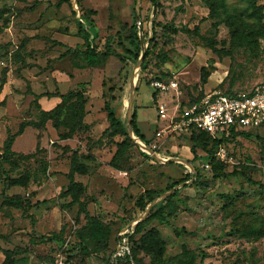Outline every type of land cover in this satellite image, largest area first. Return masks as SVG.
Here are the masks:
<instances>
[{
  "label": "rangeland",
  "instance_id": "1",
  "mask_svg": "<svg viewBox=\"0 0 264 264\" xmlns=\"http://www.w3.org/2000/svg\"><path fill=\"white\" fill-rule=\"evenodd\" d=\"M70 1L75 15L63 0H0V264L107 257L119 226L141 216L135 202L143 192L163 213L135 237L140 264H264V130L219 136L212 156L210 141L196 144L194 157L188 136L156 137L169 120L157 117L159 107L173 116L176 106L205 95L248 93L264 83V38L256 36L247 3L225 0L223 9L211 0V8L202 0H158L154 12L141 0L139 45L129 31L136 0ZM229 26L245 29L247 38L233 41ZM85 32L94 64L83 53ZM108 41L123 61L103 56ZM132 89L136 127L158 160L129 130ZM70 94L54 111L56 96ZM106 107L123 127L103 134ZM9 138L13 155L5 156ZM70 178L79 203L68 192ZM5 197L29 203L30 217ZM86 216L103 241L90 239Z\"/></svg>",
  "mask_w": 264,
  "mask_h": 264
},
{
  "label": "built area",
  "instance_id": "2",
  "mask_svg": "<svg viewBox=\"0 0 264 264\" xmlns=\"http://www.w3.org/2000/svg\"><path fill=\"white\" fill-rule=\"evenodd\" d=\"M153 87L160 92L166 89V86L159 82H155ZM157 117L161 121L169 119L167 127L157 132L156 137L158 138L163 132L169 135L189 137L195 131L215 139L228 134L231 130L235 132L261 131L264 130V83L255 86L248 93L227 96L214 92L205 95L188 107L180 109L176 106L173 116H168L165 110L159 107ZM140 144L144 146L143 142ZM138 218L117 232V242L108 264H120L130 255L129 236L133 233ZM98 259L90 257L81 261L57 255L51 264H103ZM130 264L134 263L131 261Z\"/></svg>",
  "mask_w": 264,
  "mask_h": 264
},
{
  "label": "trees",
  "instance_id": "3",
  "mask_svg": "<svg viewBox=\"0 0 264 264\" xmlns=\"http://www.w3.org/2000/svg\"><path fill=\"white\" fill-rule=\"evenodd\" d=\"M63 1L68 4L69 9L75 15L76 14L75 6L77 4L76 3L73 4L70 0H63ZM202 1L204 2V4L208 5L210 8L212 7V4H211V2L209 0H202ZM211 1L212 2L215 1L217 6H221V7H223V9H225V0H211ZM242 1H245L247 3L248 9H249V17H252L259 25V29L256 32V36H258L260 38H264V25L262 23V11L264 9V6L256 5V1L257 0H242ZM150 2H151V5L153 7V11L154 12H155V10L159 9L160 5L158 4V0H150ZM141 25H142L141 21H139V25H137L136 21L134 20L133 24H132V26H131V28L129 30L135 36V38H136L137 42L139 43V45H141V42H140V39H139V36H138L139 35V31L141 30ZM155 26H157V24H154V21L152 20L151 21V31H150L151 34H150V36H148V38H147V36L143 35V38H145L146 41H147V39L149 41H151L152 35H153V33H155ZM228 28L230 30V34H231V37H232L233 41L241 42V41H243V39L247 38V36H245V34L243 32V31H245V29L240 28V26H236L235 28H232L231 26H229ZM145 40H144V42H146ZM84 42H85V50H84L83 53H84L85 59L88 61V63L94 64L96 62V59H97V54L95 53V49L96 48L93 46L92 42L89 39V35L86 32L84 34ZM52 43L56 44L58 46H62L60 43H57V42H53L52 41ZM205 43L212 50V52L216 54V49L214 48V46H212L208 42V40H206ZM109 46H110V42L108 41L107 45H106L105 52L102 53L103 56L104 57L112 56V57H115V58L119 59L120 61H123V57L120 56L114 49H111ZM68 51L69 50H66V53ZM127 53H130V52H127ZM208 76H209L208 73L205 72L204 68H202L201 71H200V82L203 85L206 84ZM222 94L227 95V96H231V95H235L236 93H232V92L226 91V92H223ZM56 97L58 99H60V103L57 105V107L54 109V111H56L57 109L62 108L63 105L67 102L68 98L71 97V94L70 95H61V96H56ZM200 99L201 98L195 99L194 101H192V102L188 103L187 105H185V107H188L191 104H193L195 102H198ZM106 112H107V121L109 123V127L104 131L103 134H106L109 129L116 130L118 128H122L123 127V123L119 119H117L115 117L113 111L109 107H106ZM130 129H131L132 134L137 139H139L141 142H143L145 144L143 136L140 135V133H139L137 127H136V111H135L134 107H132ZM250 133H252V132H235V131L231 130L226 135L231 136V137H235V136H247L248 137L250 135ZM253 133H255V132H253ZM189 139H190L191 143L193 144V146L191 147L190 151H191L192 155H194V157H195L194 147H195L196 144H198L200 142L204 143L205 141H210L212 143V146H211V148H210V150L208 152V156H212L213 149H215V147L217 145H219V144H221L223 142V140H215L214 138H211V137L207 136L204 133L195 132V131H193L191 133V135L189 136ZM10 149H11V139L9 138L7 140V142H6L5 149H4V155L5 156H12L13 155V153L11 152ZM145 156L147 158L149 157L148 155H145ZM232 175H235V173L228 174L227 177L228 176H232ZM239 175L243 176L242 174H239ZM189 177H190V174H186L183 179H181V180H179L177 182H174L170 187L167 188V190L170 191L174 187H176L177 185L186 182L189 179ZM247 182L250 185H257L256 183L252 182L249 179H247ZM258 185H259V188L262 187V185H260V184H258ZM74 186L75 185L73 183V180L70 178L68 192H69V194H70V196L72 198V201L74 203H79L77 197L75 196V193L72 190V188ZM176 194H177V192L174 193V194H171L170 195L171 197L168 198L166 200V202L169 201L170 199H172L174 197V195H176ZM168 197H169V195H168ZM5 200L9 204H15V205L23 204V206H22V209H23L22 210V214L24 216H26V217H30V216H27L28 215V211L30 209V204L29 203L24 202L22 199H20L18 197H5ZM152 201H153V198H151L149 193L148 192H143V194H141V196L136 200L135 206L137 207V209L139 210L140 213H143L145 211V209L148 207V205ZM154 208H155V206H153L149 210L148 214L145 217V220H142L141 222H139V223H137L135 225L133 233L129 236L130 255L128 257L124 258L120 264H130L131 261L134 264H140L139 260L136 257V252H135V247H134V240H135V237L141 233V225H142L143 222L159 221L162 218L163 207L162 206H158V208L156 210H154ZM135 219H137V218H135ZM135 219H133V220H135ZM133 220H131V221H133ZM131 221L128 220L124 224L119 226L118 231L121 228H123V227L127 226L128 224H130ZM86 228H87L88 235H89L91 240H93L95 242H99V241H103L104 240L103 234L100 233L99 231H97V229L91 224V220L87 216H86ZM117 232H116V235H117ZM143 237H145V235H143L142 238ZM49 240L50 241H59L60 239L57 236H52L51 238H49ZM116 242H117V239H116V236H115V238L113 240V247H112L109 255L107 257H105V258L98 259L99 261H102L103 264H105V263L108 264V260H109V258L111 257V255L114 252ZM146 252L149 253L148 251H146Z\"/></svg>",
  "mask_w": 264,
  "mask_h": 264
},
{
  "label": "water",
  "instance_id": "4",
  "mask_svg": "<svg viewBox=\"0 0 264 264\" xmlns=\"http://www.w3.org/2000/svg\"><path fill=\"white\" fill-rule=\"evenodd\" d=\"M140 1L141 0H136V3H135V21H136L137 24L140 21ZM140 41H141V44L143 45V41H142V37L141 36H140ZM144 53H145V51L142 52V57H143ZM131 83L132 84L135 83V74H132V76H131ZM133 94H134V89L131 90V98H130V102L128 104V112H127V124H128L129 130H131L130 129V121H131V113H132V102H133V98L132 97H133ZM137 141L138 142H135V143L139 146L140 149H142L145 152L149 153L152 156L153 159L158 160L157 155L155 153H153L150 149L146 148L145 146H142L140 144L141 142L139 141V139H137ZM171 161L174 162V163H177V164H184V165L187 164L186 161L180 160V159H172ZM166 162H168V161H165L162 164H165ZM172 191H173V189L171 191H169V193H171ZM166 195L167 194H164L161 197H164ZM152 205H153V202L145 209V211L141 214V216H139L137 223L141 222L146 217V215L148 214L149 210L152 208Z\"/></svg>",
  "mask_w": 264,
  "mask_h": 264
}]
</instances>
